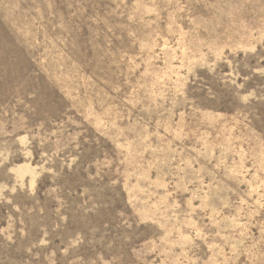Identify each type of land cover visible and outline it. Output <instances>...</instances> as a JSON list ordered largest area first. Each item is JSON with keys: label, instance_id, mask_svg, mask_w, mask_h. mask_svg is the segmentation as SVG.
Listing matches in <instances>:
<instances>
[{"label": "rangeland", "instance_id": "1", "mask_svg": "<svg viewBox=\"0 0 264 264\" xmlns=\"http://www.w3.org/2000/svg\"><path fill=\"white\" fill-rule=\"evenodd\" d=\"M0 264H264V0H0Z\"/></svg>", "mask_w": 264, "mask_h": 264}]
</instances>
